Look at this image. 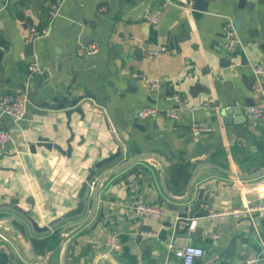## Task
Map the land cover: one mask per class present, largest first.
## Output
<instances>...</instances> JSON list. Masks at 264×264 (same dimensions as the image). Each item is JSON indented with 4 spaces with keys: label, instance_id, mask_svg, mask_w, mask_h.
Instances as JSON below:
<instances>
[{
    "label": "crops",
    "instance_id": "0c3cea01",
    "mask_svg": "<svg viewBox=\"0 0 264 264\" xmlns=\"http://www.w3.org/2000/svg\"><path fill=\"white\" fill-rule=\"evenodd\" d=\"M195 1L164 6L153 24L149 16L164 0H0V96L22 91L30 96L22 120L0 109V126L12 135L0 147V264H180L168 251L170 242L202 248L205 255L196 264H246L248 257L264 254L261 210L213 221L199 212L193 230L179 231L176 225L187 216L172 209L178 204L171 196L185 195L199 164L242 175L264 167V121L254 124L246 104L248 98L254 105L264 101V71L256 72L264 65V0H244L242 7V0H208L200 5L205 10L195 8ZM239 20L230 54L224 28ZM32 28L48 33L33 40ZM85 41L98 47L87 60L80 53ZM161 48L158 56L150 55ZM33 61L38 73L29 69ZM137 74L159 79L160 88L151 89ZM80 95L93 98L79 105L82 114L68 118L59 102ZM233 104L244 114L223 115ZM145 107L158 111L140 117ZM195 123L208 128L197 139L191 131ZM39 137L64 150L70 141L72 151L64 155L38 146L32 153ZM119 146L124 155L97 169L98 179L125 157L155 159H140L108 178L94 219L63 233L87 216V209L73 215L83 182ZM191 190L210 201L204 206L208 212L254 207L264 203V175L242 180L202 166ZM142 203L166 213L139 215L134 208ZM62 235L66 242L57 251ZM111 235L120 238V250L105 245Z\"/></svg>",
    "mask_w": 264,
    "mask_h": 264
},
{
    "label": "built area",
    "instance_id": "2783aa9c",
    "mask_svg": "<svg viewBox=\"0 0 264 264\" xmlns=\"http://www.w3.org/2000/svg\"><path fill=\"white\" fill-rule=\"evenodd\" d=\"M60 3L63 0H59ZM186 0H164L161 7L156 9L150 16L149 19L153 24H158L161 19L162 15V8L168 4H184ZM56 14V11L53 12V15ZM48 33V28H44L42 30H36L32 28L31 30V39H37L43 36H46ZM224 35H225V49L227 53H233L236 48V44L238 42L237 39V31L232 21H228L225 28H224ZM165 48H161L152 52L153 56H158ZM84 52L87 55H95L98 53V47L95 43H89L87 46L80 49V53L83 54ZM29 69L31 73H38L39 66L36 61L30 63ZM264 71V65L258 66L256 69L257 74L262 73ZM138 78L142 79L151 89L158 90L161 86V81L159 79H152L148 78L145 75L137 74ZM30 104V96L27 91H22L18 93H5L0 96V109L2 112L14 120L19 121L22 120L28 111V106ZM157 108L155 107H145L139 111L140 117H146L157 112ZM249 113L251 116L252 122L260 123L264 121V101L260 104L251 106L249 108ZM168 114L172 117H176V111L170 110ZM208 128L193 124L191 126V131L193 136L197 139L199 138L203 132L207 131ZM12 141V135L10 131L2 126H0V147L6 146ZM135 212L142 216H152V217H161L165 215L166 211L164 208L148 205V204H138L134 208ZM261 210L264 211V203L258 206H251V207H242V208H234V209H226V210H213L206 214V218L208 220H225L227 218H235L240 219L243 218L251 212ZM181 218L186 217H179L177 218V224ZM186 220H189L186 218ZM176 224V225H177ZM188 225V221H186ZM196 227V220L191 219L188 229L193 230ZM149 236H156L155 233L149 232ZM213 238H216L217 235L213 234ZM105 245L113 250L118 251L121 249V240L117 235L109 236L106 241ZM169 253L173 254L179 261L180 264H196V261L202 258L205 255V251L202 248L196 246H185V247H177L173 242H170L167 246ZM246 264H264V254L253 255L246 259Z\"/></svg>",
    "mask_w": 264,
    "mask_h": 264
},
{
    "label": "water",
    "instance_id": "95a60500",
    "mask_svg": "<svg viewBox=\"0 0 264 264\" xmlns=\"http://www.w3.org/2000/svg\"><path fill=\"white\" fill-rule=\"evenodd\" d=\"M206 1H208V0H196L195 1V8L205 10L206 9L205 5L203 6V8H200L201 7L200 5H202L203 3L205 4ZM243 2H244V0L241 1V4H240L241 7L243 6ZM239 23H240V20L236 22L235 28L237 30L240 29ZM87 43H88V41H85L84 45L87 46ZM27 47H28V51H29L28 54L31 55L33 53V50H34V42L30 41L29 44L27 45ZM82 58L84 60H87V53L86 52H84L82 54ZM254 78H257V76L255 75ZM135 82H136V79H132L130 84L135 85ZM86 98H93V97H91L89 95L88 96L80 95L78 97L72 96L71 98L68 97V98H65L64 100L59 102V107L63 108V109H68V111H67L68 118L74 112H78V113L82 114L83 113V107L79 106V105ZM246 104L248 106H254V102L250 98L246 99ZM243 111H244L243 108H241L238 104H233V105H230V106H227L226 108H224L222 110V114L230 117V116H233L234 114L235 115L244 114ZM226 120L228 122H230V120L228 118H226ZM240 120L241 119L233 118L231 122L239 123L238 121H240ZM69 143H70V141L68 142V148L66 150H64L60 145L54 143L49 138L39 137L38 141L35 144L30 146V150L32 153H34V152H36V147L44 146L45 148L50 149V150L54 148L64 155H70V153L72 151V147ZM124 145H125V143H124ZM123 147L124 146H119L117 148V151L114 154H112L108 158H105V159L99 161L96 164V168L91 170L90 176H88L87 179L83 182L82 188H81L80 193H79L78 198H77L78 208L74 211V214H73V215L82 214L87 209L88 210L87 216L83 220H81L80 222L66 227L63 230V233L68 232L72 228L88 224L89 222H91L94 219V217L96 215V210L98 208V199H99L100 192L102 190V187L104 186V182L108 178H110L111 176L115 175L116 173L124 170L125 168L129 167L132 163H134L140 159H149V158L155 159L153 156L148 155V154H139L136 156H131L129 159H127V157H125L123 164H121L120 166H117L116 168L106 172L100 179H98L97 178V169H100L103 166L108 165L111 162L122 157L125 153V150H126L125 147L124 148ZM202 166H210V167L217 168V169L225 172L228 175L238 177L242 180H248V179L251 180V179L258 178V177H261L264 175V167L253 172L252 174L242 175V174H238L236 172H233L229 169L222 168V167H220L216 164H213V163H201L198 166H196V168L193 170L192 177L187 184V190H186L185 195L179 196V197H172L170 192L168 191V188L166 185L165 172L162 171L163 177H164L165 190H166L167 194L170 195L171 198L178 204V206H174L172 209L179 212L180 214H185L187 216L186 218L189 219V220H186V218H181L179 220V222L177 224L179 231L187 232L191 219H193L197 213H199V212L204 213V214L208 213V211L206 210V208L204 206L207 205L208 203L210 204V201L209 202L204 201L202 193H200L196 196L193 194V192L191 190V186H192V184L195 180V177H196V172ZM131 173L132 172H129L128 175H130ZM95 178H97L98 181L93 184V187H90V182H92L93 179H95ZM125 178H126V176H124L122 178V180ZM89 188H91L90 193H88ZM103 214H104L103 211H101L100 218H98L99 220L94 224L95 226L98 224V222L101 221ZM186 221H188V225L186 224ZM31 222H32L33 226L38 229V225L33 219H31ZM39 229H41V228H39ZM45 229H48V228H45ZM65 242H66V237L62 235L60 237V244H59V246H57L56 250L58 251L59 249H61ZM78 243H79L78 241H75V244H78ZM71 249H72V244L66 245V253H65L66 260H68Z\"/></svg>",
    "mask_w": 264,
    "mask_h": 264
}]
</instances>
